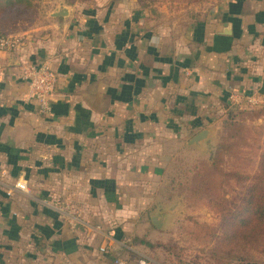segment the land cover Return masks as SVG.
Returning a JSON list of instances; mask_svg holds the SVG:
<instances>
[{
  "label": "crops",
  "instance_id": "0c3cea01",
  "mask_svg": "<svg viewBox=\"0 0 264 264\" xmlns=\"http://www.w3.org/2000/svg\"><path fill=\"white\" fill-rule=\"evenodd\" d=\"M209 5L154 11L138 0H96L55 17L58 6L39 34L0 52V264L145 259L111 227L124 215L115 209L122 191L150 179L147 165L163 157L168 135L202 149L206 141L188 143L210 130L198 125L218 120L212 110L222 117L229 89H264V0ZM28 63L54 73L48 114L20 81ZM179 124L185 138L176 137ZM18 179L26 193L11 190Z\"/></svg>",
  "mask_w": 264,
  "mask_h": 264
},
{
  "label": "rangeland",
  "instance_id": "374dc122",
  "mask_svg": "<svg viewBox=\"0 0 264 264\" xmlns=\"http://www.w3.org/2000/svg\"><path fill=\"white\" fill-rule=\"evenodd\" d=\"M95 1L28 0L29 5L26 7L20 6L0 13V36L21 37L23 41H26V36L34 37L35 34L41 32L35 30L41 28L48 21V14L55 7L89 8L95 4ZM215 1L138 0L141 6L150 7L154 11L161 9L163 6L169 7L168 5H176L179 6L178 8H182L180 5L187 7L207 3V6H210L209 4H215ZM180 10L174 12L175 20L181 19L183 12ZM167 11L168 13L171 12L169 9ZM251 56L252 54L249 52L246 58L249 59ZM253 56V58L258 59L257 55ZM185 76H189V73H185ZM231 89L228 90L229 93L227 94L229 105L230 95L238 93L240 96L263 99V105L259 108L256 107V109L264 107V89L256 90L250 95L244 94L242 91H233L234 89L231 91ZM226 112L222 117H219V112L212 110L213 115L211 116L214 119L218 117V120H211L209 126L198 125L199 128L208 127L211 134H213L200 150L187 148L184 145L186 140L176 142L169 139L170 135H168L160 144L163 157L153 158L154 164L151 165L149 161L150 164L147 165V168L152 169L153 172L150 179L147 182L143 181L141 186L122 191L124 197H121V204L116 205L115 209L121 210L124 215L117 217L114 227H111L114 228L113 231H118L119 236H126L131 242L136 240V237L141 239L143 237L144 240L148 241L152 248L143 245L136 247L148 264H215L221 256L224 257V252H227L222 250L221 253L216 243V241L218 242L217 234H220L219 216L206 205L203 199L188 194V187L191 186L188 181L192 176L194 166L201 160L208 161L216 151L221 138L227 135V129L222 126V120H225ZM246 122L251 130H256L259 126L264 127V114L258 120H252L251 123ZM206 123L209 122L206 121ZM191 126L197 128V126ZM187 128L185 124H179L178 133L175 136L180 138L179 136H183L187 132ZM252 138L253 134H250L245 143L239 146V149H241L240 155L236 154L228 157L229 155L222 153L221 170L250 176L255 173L259 150L257 149L258 144ZM188 171H191V174ZM4 175L1 173L0 176ZM224 190L227 191L225 194L226 199H236V193H239V188L233 181H229L228 187ZM11 195L12 192L9 196ZM160 202L161 205H157ZM43 204L48 206L46 202ZM53 207L57 212H60L63 210L61 207L65 206L55 204ZM155 208L156 214H161L164 217L165 226L161 231L153 228L147 216ZM96 217H100L99 214ZM211 230L215 231L214 235H212ZM237 251V255L232 253V257L237 259L230 260L227 256V259H225L227 264H264V242L259 243L256 249H248L247 247L243 255L241 253V256H239V247ZM134 256L130 254L126 258H139V256Z\"/></svg>",
  "mask_w": 264,
  "mask_h": 264
},
{
  "label": "trees",
  "instance_id": "16d2710c",
  "mask_svg": "<svg viewBox=\"0 0 264 264\" xmlns=\"http://www.w3.org/2000/svg\"><path fill=\"white\" fill-rule=\"evenodd\" d=\"M28 5V0H0V13ZM225 111L226 118L222 120V126L227 129V135L221 138L208 161L201 160L194 166L188 181L191 183L188 194L203 199L219 216L220 234H217L216 243L221 253L222 250L227 252H224V257L221 256L215 264H227V256L230 260L237 259L232 256L237 255L238 247L241 256L247 247L256 249L259 243L264 242V127L259 126L256 130H251L246 125V121L251 123L250 121L263 116L264 107L247 109L229 105L224 108ZM250 134H253L252 139L258 144L259 150L255 173L250 176L221 170L222 155H240L239 146L245 143ZM188 173L191 174V171ZM229 181L235 182L239 188L236 199L225 197L227 191L224 189L228 187ZM211 233L214 235L215 231L211 230ZM133 243L152 248L144 239L134 240Z\"/></svg>",
  "mask_w": 264,
  "mask_h": 264
},
{
  "label": "built area",
  "instance_id": "2783aa9c",
  "mask_svg": "<svg viewBox=\"0 0 264 264\" xmlns=\"http://www.w3.org/2000/svg\"><path fill=\"white\" fill-rule=\"evenodd\" d=\"M23 44V38L0 36V52H14ZM187 74V73H186ZM20 81L28 88V98L33 100L41 114H48L50 111L49 100L53 94L55 76L46 63L25 64L21 67ZM230 105L239 108L256 109L263 105V99L257 97H247L234 94L229 97ZM13 191L26 193L27 183L24 179H18L11 188ZM63 213L62 211H60ZM110 238L114 237L113 233L108 234ZM100 253H106V248H99ZM113 264H148L142 259L116 258Z\"/></svg>",
  "mask_w": 264,
  "mask_h": 264
},
{
  "label": "water",
  "instance_id": "95a60500",
  "mask_svg": "<svg viewBox=\"0 0 264 264\" xmlns=\"http://www.w3.org/2000/svg\"><path fill=\"white\" fill-rule=\"evenodd\" d=\"M61 11H59L56 14H53V16H62L63 15V11L65 10L64 8L60 9ZM211 136V132L208 130H204L201 131L199 134H197L195 137H193L189 143L188 146H194L196 148L200 147V144L204 141H207V139H209V137ZM164 217L161 216V214H153L151 219H150V223L153 226V228H155L156 230L161 231L163 229V227L165 226L164 223Z\"/></svg>",
  "mask_w": 264,
  "mask_h": 264
}]
</instances>
